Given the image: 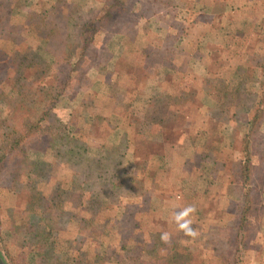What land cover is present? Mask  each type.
<instances>
[{"label": "rangeland", "instance_id": "374dc122", "mask_svg": "<svg viewBox=\"0 0 264 264\" xmlns=\"http://www.w3.org/2000/svg\"><path fill=\"white\" fill-rule=\"evenodd\" d=\"M175 1L173 15H150L152 8L114 14L85 55L75 47L63 58L68 60L61 61L64 76L51 69L37 77L53 64L43 37L61 43L68 35L75 42L80 26L102 15L105 0H0L5 73L0 82V257L5 264H156L165 255L163 232L181 245L178 254L194 256L193 263L220 264L218 247L234 221L224 219L234 214L242 194L235 163L247 159L231 150L229 136L245 127L240 121L225 124L218 111L205 109L212 100L200 87L219 77L211 83L216 90L254 96L256 84L240 65L263 48L264 0ZM206 4L212 13H198L197 7L208 9ZM53 6L59 15L42 18ZM140 16L145 18L141 29H132ZM183 24L188 29L176 46L175 68L160 67L157 47L164 27L175 33ZM138 38L145 45L133 43ZM29 50L34 72L15 69ZM79 57L82 73L72 68ZM65 75L70 83L64 92L54 91L58 96L49 115L30 112V105L47 106L53 96H38L36 87ZM18 76L23 81L16 86L23 84L26 97L12 88ZM18 102L20 113L11 114ZM22 121L47 127V139L28 141L25 151L13 155L5 136L8 125ZM72 150L79 152L77 159L54 158ZM39 161L46 164L40 174L33 170ZM187 205L196 208L189 217L192 227L199 225L195 238L172 222V212ZM247 232L250 245L254 231ZM248 256L241 254L239 262L246 264Z\"/></svg>", "mask_w": 264, "mask_h": 264}, {"label": "trees", "instance_id": "16d2710c", "mask_svg": "<svg viewBox=\"0 0 264 264\" xmlns=\"http://www.w3.org/2000/svg\"><path fill=\"white\" fill-rule=\"evenodd\" d=\"M176 6L177 4L175 0H105L103 10L101 11L102 15L99 18L86 20L80 26L79 34H76L75 42H70L68 35L61 43L51 41L46 36L43 37L47 40V43L45 42V44H47L46 51L48 55L52 58L53 64L49 69L45 68L46 70L44 69L43 71H37L36 76L41 77L44 75L45 72H51V69L55 71H60L61 75L64 76L65 72H63V65L61 61L68 60H64L63 58H68V56H70L75 47H79V49L81 50V55H85L83 53L90 48L89 44L92 43L93 36L95 35V33L98 30H103V24L107 22H112V20H114V14L123 13L126 11H129L130 14H133V12L143 13L145 10H147L146 8H152V10L149 11L150 15H155L158 13H163V15H173L175 14ZM51 8L52 9L47 11L42 18H47L45 16H48L49 18H54L59 15L56 12V7L53 6ZM137 18L138 20H136ZM137 18L133 19L135 21H138H134L135 23L132 26V29L134 30L137 27L138 29H141L142 20L145 19L141 16ZM147 19H150V17ZM168 19L169 17L166 20ZM156 22H158V20ZM186 26V24H183L182 26H180V30L175 31V33L173 32V27H164V35L160 37L159 42L157 41L158 46L160 47H157L159 54L157 55L156 63L160 62V67L167 65L168 68H175L177 59L174 55V52L177 49L176 46L179 45V42L183 38L182 33L186 29H188V27ZM125 30L126 32L129 31L128 28H126ZM171 30L174 35H172V33L170 32ZM169 36L174 37L172 38V41L169 40ZM135 42H138V44L142 42V45H145L143 38L134 39L133 43ZM257 43H259V40H257ZM168 44L172 46L170 48H167L166 45ZM260 46L261 48L263 47L262 49H260V53H252L251 57L248 56L243 58V63L240 65V69L242 70L244 68L243 71L245 70V74L248 75V78L251 79V81H254L257 88L260 89V92L257 96H248L242 94L237 95L236 93H230L229 91H224L223 89L216 90L212 87L211 83L217 82L219 77L209 79L206 82V85L208 87H200V93L208 94L210 96L209 100H212V104L210 105L208 103L205 109L218 111V113L222 115V119L225 124L232 123L234 121H240V123L238 122V124H240L242 127H245L243 132H234L233 135L231 134L229 136V138H231L229 145L231 150H236L245 154L247 159L245 161H241L240 163H235L237 164L238 169L236 179L237 183L235 182V184H239V186H241L242 194L240 196V200L243 204V210L239 219L232 221V224L225 228L226 232L223 238L226 240L228 247L226 257L220 260V264H237L238 252L240 251V247L246 246L245 240L248 233L247 230L253 228V225L249 220V216L255 218L260 214L262 215L263 213L261 209L262 205H260V200L264 192V126H262L264 124V41H261ZM75 49L78 50V48ZM143 49H141L140 52H142ZM33 57V53L30 50L27 51V53L19 59L20 62L14 65V68L17 70H22L24 72H34V66L32 61ZM161 61L166 64L161 63ZM81 64L82 58L79 57L77 59V62L72 66V68H74L77 72L82 73L83 69H80ZM156 67L157 66H155V68ZM3 69V66L0 64V82H2L5 76ZM28 75H30V73H28ZM70 80L71 79L68 78V75H65V78H63L62 80H57L56 78H54L52 81L43 80L44 83L41 82L36 87V93L38 94V96L41 97L42 94L50 92V95L53 94L52 99L48 101L49 103L47 106L42 105L41 107L33 108V106L30 105V107H28L31 108L30 112L35 111L37 113L38 111H40L42 113V116H48L50 113V108L52 106V100L54 99V97L58 96V94H55L54 91H56L57 87H61L60 93L64 92V89H67ZM18 81H23V78L21 76H18L15 79L14 86L12 88L14 89L15 87H17L18 89L15 88L17 92H19L21 96L26 97L24 94V90H21V86H23V84L20 83L19 86H16ZM21 104L22 103L18 102V104L11 107V114H16L17 112L20 113ZM24 107H26V105H24ZM23 114L25 115L27 113L24 111ZM241 117L242 122L240 120ZM197 120L201 121L200 118H197L194 121ZM8 126L9 133H7L5 137L7 139L6 142L10 154L14 155L19 151H25L26 149L24 148L27 145L28 141H38L40 138H43V140L47 139V127L39 125L37 121H22L16 125L12 123ZM29 126H32L31 128L36 126L35 131H38L35 134L30 133L29 130L31 128ZM70 140L73 142L74 145H76V143L79 141L78 139H75V137L71 138ZM237 142L242 145L240 150H238L239 147L237 148ZM0 148H3L2 143L0 144ZM204 149L207 150L206 147ZM6 153L9 154L8 152ZM78 153L72 150L65 155L54 154V158L59 156L58 158L60 159L68 157L70 160H74L77 159ZM213 156L215 157L216 155L213 154ZM68 158L65 161L66 163L69 162ZM1 162L2 159H0V163ZM41 162L42 161H39L40 164L34 166L33 168V170L37 171V173L39 174L41 173V170L43 171V168L46 166L44 162ZM195 226L199 227L198 224H194L193 228ZM176 244L174 241H162L161 245L165 250V255L162 258H159V261H157L156 264H197L193 263L194 256H192L191 254H178L180 251L177 252L176 249L181 248V245L178 242ZM154 248L155 245H153V249ZM143 251L145 250L140 248L139 252Z\"/></svg>", "mask_w": 264, "mask_h": 264}, {"label": "crops", "instance_id": "0c3cea01", "mask_svg": "<svg viewBox=\"0 0 264 264\" xmlns=\"http://www.w3.org/2000/svg\"><path fill=\"white\" fill-rule=\"evenodd\" d=\"M211 4V3H210ZM204 8L208 9H203L202 7H193L196 8L198 13L201 14H210L212 13L211 7L209 4L203 5ZM226 8H224L225 10ZM231 9V6H230ZM260 92V89L255 87L254 91L251 93V95L257 96ZM264 126V124L262 125ZM263 188V187H262ZM264 190V189H263ZM236 204L238 201L235 202ZM260 205H262V215L260 214L259 216L252 218L249 216V220L253 225V228H251V232L254 231L253 239L250 243H246V246L240 247V251L238 252V262L237 264H241L242 261L239 262L240 255L247 252L248 257H247V263L246 264H264V192L260 200ZM236 206V205H235ZM238 208L235 209L234 214H226L225 221H232L239 219L241 216V212L243 210V204L241 203V200L238 203ZM252 207V204H251ZM254 207V206H253ZM225 215V214H223ZM251 234V233H250ZM248 236V233H247ZM220 247L219 249V258L220 260L226 256L227 253V247L228 244L226 240L222 237L221 242L219 244Z\"/></svg>", "mask_w": 264, "mask_h": 264}, {"label": "clouds", "instance_id": "9594fccd", "mask_svg": "<svg viewBox=\"0 0 264 264\" xmlns=\"http://www.w3.org/2000/svg\"><path fill=\"white\" fill-rule=\"evenodd\" d=\"M195 212L196 208L193 205H187L180 210L172 212V222L176 225L177 229L182 231L185 236L193 238L197 236V231L191 226L189 217ZM160 238L163 241H167L169 239V234L163 232Z\"/></svg>", "mask_w": 264, "mask_h": 264}, {"label": "water", "instance_id": "95a60500", "mask_svg": "<svg viewBox=\"0 0 264 264\" xmlns=\"http://www.w3.org/2000/svg\"><path fill=\"white\" fill-rule=\"evenodd\" d=\"M0 264H5L1 257H0Z\"/></svg>", "mask_w": 264, "mask_h": 264}]
</instances>
